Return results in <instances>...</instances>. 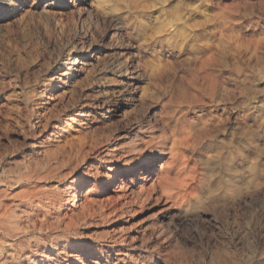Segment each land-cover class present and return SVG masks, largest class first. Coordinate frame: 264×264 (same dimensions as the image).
Listing matches in <instances>:
<instances>
[{"label":"rangeland","instance_id":"rangeland-1","mask_svg":"<svg viewBox=\"0 0 264 264\" xmlns=\"http://www.w3.org/2000/svg\"><path fill=\"white\" fill-rule=\"evenodd\" d=\"M64 1L0 0V199L21 185L29 216L5 200L19 245L0 264H264V0ZM161 104L191 187L108 213L104 151ZM85 167L105 215L82 209Z\"/></svg>","mask_w":264,"mask_h":264},{"label":"bare ground","instance_id":"bare-ground-1","mask_svg":"<svg viewBox=\"0 0 264 264\" xmlns=\"http://www.w3.org/2000/svg\"><path fill=\"white\" fill-rule=\"evenodd\" d=\"M85 1L86 5L91 6L88 0ZM72 3L71 0L64 1V8H69ZM214 26L216 27V25ZM212 32L215 33L217 31L213 29ZM85 34L87 35V33ZM133 70L132 68L131 75L126 73L122 77L128 81H138L136 79H138L137 77H139V74H137L136 70ZM136 99L138 102L149 100L143 92H141ZM167 107V104H161L158 107H153L152 105L139 119L123 123L122 127L117 131L118 138L123 139L122 144H113L110 149L104 151L106 156L110 153L109 156L116 159L113 168H108V173L105 174L102 182L108 185L109 188L112 187L108 190L113 192L114 195L110 198L111 208L109 207L108 209L106 205L104 206L102 203L98 204L97 201L93 199L94 195H96L92 194L94 184L99 185L100 181H98V179L101 177L97 175L94 180L89 178L90 168L88 167H85L86 171L82 170L77 174L78 185L83 189L88 187L86 191L80 193L79 198L80 201H82L81 204L84 211H87L89 214L100 213L101 215H105V213H102L104 208L108 209V213L111 214L116 212L133 213L131 208H133V210L142 208L148 210L150 207H154V211H156V209L160 211L168 210V203L174 202V200L177 199H184L186 194H181L180 190L186 192V189L191 186H188L190 184H187V179L183 177L184 174H179L178 171L173 173V170L179 159L182 158L178 152V148L184 144L186 136H184V133L179 132L177 125L179 117L174 115L172 111H169ZM195 139L196 138H194V140ZM196 175L193 173L188 179L190 181L194 179V182H192L196 183ZM29 179L33 180L32 177H29ZM92 183L94 184L92 185ZM183 184L186 185V189ZM9 186H6L7 192L9 193L6 194L2 200L0 199V256L4 252V247L13 250L16 248L17 244L15 242L5 244L2 238H12L13 241V237L16 236L15 232L18 230L15 226L17 224L16 217L18 216L14 213L13 209H10L5 200L9 198L17 201V208L19 210L18 212L21 214V219L23 216L29 219V216L23 211L25 204L21 201V194L26 192L25 188H23L21 192H16V189L18 190L21 188V185L15 186V184H11ZM171 187H173L175 191H173ZM182 187L183 189H181ZM2 193L5 192L1 191L0 195ZM26 193L28 194V192ZM187 195L193 196L194 194L189 192ZM120 202H122V204ZM22 205H24L23 210L21 209ZM13 225L15 226L14 228L12 227ZM3 244L6 246H3Z\"/></svg>","mask_w":264,"mask_h":264}]
</instances>
